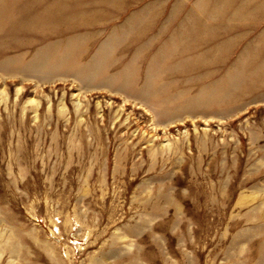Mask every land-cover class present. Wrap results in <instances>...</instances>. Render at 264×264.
<instances>
[{"label": "rangeland", "instance_id": "obj_1", "mask_svg": "<svg viewBox=\"0 0 264 264\" xmlns=\"http://www.w3.org/2000/svg\"><path fill=\"white\" fill-rule=\"evenodd\" d=\"M0 264H264V0H0Z\"/></svg>", "mask_w": 264, "mask_h": 264}]
</instances>
